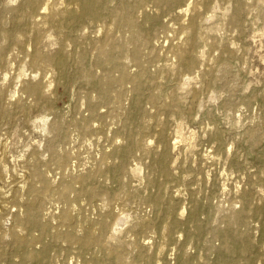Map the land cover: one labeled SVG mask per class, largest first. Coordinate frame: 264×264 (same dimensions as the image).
Instances as JSON below:
<instances>
[{
  "label": "rangeland",
  "instance_id": "1",
  "mask_svg": "<svg viewBox=\"0 0 264 264\" xmlns=\"http://www.w3.org/2000/svg\"><path fill=\"white\" fill-rule=\"evenodd\" d=\"M63 1L52 0L48 13L56 2L60 10L72 7ZM100 1V18L68 17L61 25L46 21L39 27L37 44L28 46L29 52L38 49L51 60H62L63 71L53 64L31 66L29 57L20 54L11 60L7 80L0 79L7 107L0 120V160L7 166L0 179V203L9 207L0 209V251L5 254L0 264H20L13 254L12 233L17 214L24 216L25 205L32 203L49 232L31 230L32 250L46 252L41 256L44 264H109L110 251L117 246H121L122 264H181L183 257V264H264V0H245L237 21H233V0H212L209 9L202 8L205 35L195 49L197 64L192 71L180 70L174 54L175 47L184 46L191 37L183 27L191 20L192 8L177 20L167 19L169 32L156 30L140 46L148 73L139 82L140 97L133 77L141 66L121 55L127 77L112 87L108 103L98 105L99 117L85 133L74 122L90 117L87 101L97 98L89 71L96 80L121 76L108 62L109 53L99 59L101 44L109 38L121 40L128 49L134 46L120 19L132 0ZM192 1V6L199 2ZM137 15L141 18L142 12ZM108 28L111 34L106 36ZM38 80L49 85L51 108L35 106L23 90V81ZM171 100L180 115L165 108ZM55 122L65 128V138L54 130ZM127 129L138 136L140 146L132 143ZM125 148L130 153L120 155ZM162 157L171 167L168 176L156 169ZM58 158L64 159L62 165ZM35 167L52 186L38 198L27 195V185L22 186L24 173H32ZM94 173L95 185L103 183L109 192H99L92 201L78 199L72 190L65 195L57 191L62 181ZM244 191L250 192V198H241ZM16 193L22 198L19 202L12 198ZM152 196L159 207L151 202ZM242 209L248 211L252 247L245 249L242 241H230L229 251L220 250L221 240L214 231L227 229L226 219ZM69 210L75 217L70 226L60 221ZM169 210V228L163 233ZM100 218L107 219L104 231L97 223ZM119 218L122 231L116 233ZM85 220L103 246L82 249L76 240H52L50 234L69 229L81 238ZM152 221L153 225L146 224Z\"/></svg>",
  "mask_w": 264,
  "mask_h": 264
},
{
  "label": "bare ground",
  "instance_id": "2",
  "mask_svg": "<svg viewBox=\"0 0 264 264\" xmlns=\"http://www.w3.org/2000/svg\"><path fill=\"white\" fill-rule=\"evenodd\" d=\"M211 1L212 0H199L198 3L192 6V3H193L192 0H132L129 11L124 16H122L120 19H121L122 25L126 28V31L129 33L131 41L134 43L133 48L128 49L124 47L122 43L120 42L121 40L119 39L110 40L109 38H106L100 46L99 59H103L105 54L109 53V57L107 59L108 62L112 65L113 68L117 69L121 73V76L117 79L109 76V77H105L100 80H96L92 76L91 71H89L88 78L93 84L97 92V98L90 97L87 101V106L90 111V117L87 119H81L78 122H74V126L77 129H80L81 131L87 133L91 128L90 122L94 120V118L99 117L98 105L108 103V101L111 98L112 87L115 84H121L126 79L127 75H126L124 64L121 63L119 59V56L121 55L129 56L134 63L141 66L140 73L137 76L133 77V82L136 83V87H137L136 88V93L138 94L137 97L138 98L140 97L141 90L139 87V82L142 80V78H144L148 74L147 69L141 60L140 46L143 44H146L151 34L156 30L157 32L162 31L163 33L169 32V29L167 27V22H168L167 19H169V21L175 20L176 18L178 19L179 16H183L187 14L188 12H190L191 8L193 11L191 20L186 26L183 27L188 33L191 34V37L184 46H176L174 49V54L176 58L178 59L180 70L192 71L196 67V64H197V57L195 54V49L200 44V42L204 40V35H205L201 31L202 23H203V18L201 16V10L202 8L209 9L211 7ZM14 2H16V0H1L0 1V79L1 80H7V72L10 69V67L13 66V65L11 66L10 64L12 62L11 60L13 59V62H14V59L17 60L20 54L25 55L23 56L24 59L29 57V63L31 66L44 67L47 64H53V65H58L59 69L63 71L64 68L62 66L63 65L62 60L61 61L54 60V59L51 60L50 58H47V56H44V54L41 53L38 49H35L31 52L28 51V46L32 45L33 43L37 44L39 40V34H40L39 27L44 25L46 21L56 24V25H61L63 21L66 20L68 17H71V18L81 17L87 20H93V19L100 18V16L103 14L102 4L100 0H68V2L72 5V7H65L62 10L58 9L60 3L56 2L54 4L52 11L49 13H48V10L50 9V6L52 5V0H21V2L17 6L13 7L12 3L14 4ZM232 3L234 7L233 21H237V17L242 13V11L246 7L245 0H233ZM139 11L142 12L141 18L138 17L137 15ZM8 15L10 17L9 18L10 21H7ZM39 17L43 18L44 21H40ZM109 34H111V29L108 28L106 31V36H108ZM223 68L225 70L226 66L224 65ZM22 70H25V69H22ZM36 74L38 73L36 72ZM23 84H24L23 85L24 92H26L30 97H32L35 106L39 107V106L47 105L48 108L52 107L53 98L51 94L48 93L49 90L48 91L46 90V88H48L49 85H45L43 80H38L35 82L23 81ZM3 96H4V92L2 88L0 87V120L4 117V115L7 112V107L3 103ZM137 97H136V102H137L136 107L138 106V101H139ZM148 98L150 101L155 100L154 95H150ZM167 107H169V110L172 111L173 113L177 115L181 114V112L177 108H175L176 106H174V100H171L169 103H166L165 108ZM161 118L163 117L161 116ZM136 125L138 129H141L138 123ZM175 126H178V125H175ZM178 129H175V130H178ZM54 130L58 132L59 134H61L63 138L66 137V130L61 125L60 122L54 123ZM126 134L132 139V143L135 146L141 145V141L138 138V136L136 134H133L130 129L126 130ZM174 139L177 140L178 136ZM177 142L178 141H176L175 143ZM228 150L230 149L228 148ZM130 151H131L130 148H125V149L120 150L118 153L122 156H126L130 153ZM146 151L147 153H151L149 149H147ZM106 159L107 157L104 158V163ZM63 163H64V159L58 158V164L62 165ZM156 169L160 174L164 176H168L171 174V170H170L171 167L167 163L165 157H162L161 159H159ZM6 171H7L6 164H4L2 160H0V179L3 178V175L4 173H6ZM66 173L67 172H65L64 174ZM95 178H96V173L87 175L85 177L76 178L70 181H62L61 184L58 185L57 191L60 192L61 195H65L66 192L72 190L77 193L78 199H81L84 197L92 201L97 197L99 192H102V193L109 192L107 190V187L103 183L101 185H95ZM140 182L142 183V181ZM39 183L41 184V186H38ZM149 183L151 185L154 184V182H152L151 180ZM25 185H27V188H26L27 195L33 198H38L40 193L48 192L49 190L52 189L49 179L45 176L44 172H41L40 169H38L37 167L34 168L32 173L27 172V171L24 173L22 186L24 187ZM118 194L119 193H116L115 196H117ZM12 198H14V201L19 202L18 198H21V196H19V194L16 193L12 196ZM150 198H152L151 202L155 204L157 207H159V202L156 199L157 197L152 196ZM241 198H250V192L244 191L241 195ZM66 201L68 202V200ZM2 203H0V209L4 210V209L9 208L7 206L8 204L6 205L5 203L4 204ZM34 205H35L34 203L26 204L25 206L27 207L24 209V216H20L19 214H17L15 218V226H14V230L12 233L13 245H14L13 254L17 255L20 258V264H28L30 262L34 264H44L41 256L44 255L46 252H42L38 254L32 250V243L34 241V237L31 233V230L39 229L41 230L43 234H46L49 232H48V229L40 222L38 209ZM73 210L75 211L74 207H73ZM72 213H71V210H69L63 216H61L60 218L61 223L64 225L67 224L70 226V224L75 222V217L73 216ZM122 215H124V213ZM247 215H248V211L246 209L235 211L232 213V215H230L226 219L227 229L214 231V236L221 240V244L219 247L220 250L229 251V249H231L232 247L230 244L231 243L230 241H242L245 249H248L250 246L252 247V242L250 241L249 232H248L249 223L247 220ZM180 216L182 218L181 214ZM170 217H171V210H169L166 213L165 219L167 221L165 225L163 226V229H162L163 233L167 232L169 228V220H170L169 218ZM8 218H6V220ZM120 218L122 217L120 216ZM120 218L117 221H115L116 225L115 224L114 225L116 227H114L115 230H113L115 232L119 231V229L120 231H122L121 230L122 228L120 226V223H121ZM106 220H107L106 218H100L97 222L98 225H100V228L102 229V231H104L107 228ZM193 220H194L193 222L197 221L196 218H194ZM124 223H126L125 220H124ZM124 223L122 222L123 225ZM146 224L153 225L154 222L153 221L147 222ZM81 227L84 229V232H85L81 238L76 237L75 235L76 233L74 229H69L65 232L58 231L54 234H50V236L52 240L56 243L61 240H65V241L76 240L78 241L82 249H87L92 246H103L104 243L101 242V239L98 236L94 235L95 233L93 234L91 227L89 226L86 220L84 221ZM24 229L30 230V233H28L27 235H23L22 231ZM115 232L114 234L118 233V232L116 233ZM0 237H1V234H0ZM120 247L121 246H117L111 249L109 257H108L109 264H122L123 263V258L121 257ZM149 247H150V243H149ZM163 248H164L163 245L158 248V251H157L158 255H160L163 252ZM200 253L202 254V252ZM4 255H5L4 252L0 251V258H2ZM156 263L158 262L156 261ZM183 263H185L184 257L181 259V264Z\"/></svg>",
  "mask_w": 264,
  "mask_h": 264
}]
</instances>
